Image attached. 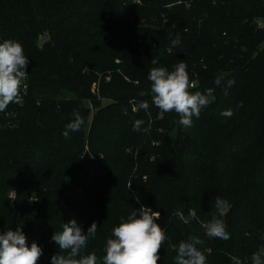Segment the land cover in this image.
<instances>
[{
	"label": "trees",
	"instance_id": "trees-1",
	"mask_svg": "<svg viewBox=\"0 0 264 264\" xmlns=\"http://www.w3.org/2000/svg\"><path fill=\"white\" fill-rule=\"evenodd\" d=\"M259 20L264 24V0H0V42H19L29 59L23 104L0 112V234L21 226L28 246L42 248L38 264H51L59 252L51 237L62 224L74 219L86 233L96 222L84 254L102 257L120 218L146 206L160 212L167 236L158 264H175L173 245L191 236L210 250L207 264H232V255L251 264L264 247ZM180 61L196 80L190 91L215 90L190 128L152 104L148 80L152 67L171 71ZM221 75L235 80L227 95L214 83ZM141 101L148 110L134 112ZM228 108L234 115L221 116ZM74 111L84 124L66 139ZM136 119L144 121L139 131ZM217 196L231 204L223 217L228 240L207 238L201 227L215 214ZM189 208L199 219L185 225L176 213L187 216Z\"/></svg>",
	"mask_w": 264,
	"mask_h": 264
},
{
	"label": "clouds",
	"instance_id": "clouds-1",
	"mask_svg": "<svg viewBox=\"0 0 264 264\" xmlns=\"http://www.w3.org/2000/svg\"><path fill=\"white\" fill-rule=\"evenodd\" d=\"M180 42V37L177 36L171 43L175 47ZM28 64L29 59L19 42L12 39L0 42V112H4L11 103L23 104L21 89L26 88L24 82L28 78ZM151 64L157 65L158 59H151ZM204 67L207 68L206 65ZM187 68L188 65L184 61L174 65L171 71L165 67H152L148 80L151 82L152 104L162 113L175 112L179 116V124L190 128L193 126V118L198 119L202 110L215 101V90L208 88L203 93L190 91L196 88V84L190 79ZM214 83L217 87H223L227 95V89L235 84V80H226L221 75L216 77ZM148 108L149 103L141 101L134 105L133 111ZM127 111L123 109L125 115ZM233 115L232 108L221 112L223 117L230 118ZM73 116L74 120L66 125L62 133L66 139L70 137L71 132L80 131L84 124L79 112L74 111ZM143 125V120L136 119L133 122V131L141 130ZM143 130L147 132L149 128ZM214 207L215 214L208 222H202L201 227L207 238L228 240L230 234L226 230L223 217L231 208V204L217 196ZM176 215L185 225L199 219L196 210L192 208L188 209L187 216L182 211H177ZM159 219L160 212L146 206L132 210L127 218L122 216L118 226L112 228L111 236L106 238L102 257H98L95 252L84 254L89 240L97 236L96 222H93L85 233L73 219L62 224V230L56 231L51 237L59 246V252L51 257V264H158L159 250L167 240L165 230L157 223ZM203 243L199 237L191 236L187 241L179 242L178 246L173 245L176 251L175 264H207L205 251L210 250L201 251L197 247ZM42 255V248L36 242L28 246L21 226H17L15 231L9 229L0 234V264H38ZM230 259L232 264H247L248 258L241 259L232 255ZM251 264H264V248L251 255Z\"/></svg>",
	"mask_w": 264,
	"mask_h": 264
},
{
	"label": "built area",
	"instance_id": "built-area-1",
	"mask_svg": "<svg viewBox=\"0 0 264 264\" xmlns=\"http://www.w3.org/2000/svg\"><path fill=\"white\" fill-rule=\"evenodd\" d=\"M134 1H140V0H134ZM258 25H259L260 27H262L264 24H263L262 21L259 20V21H258ZM26 71H27V73H28V70H26ZM195 81H196V80H192V82H194V83H195ZM99 83H100V78H99L98 80H96V81L93 82V84H92V90H93V92H95V93H98V92H99ZM24 84L26 85V88H25V87H22V89H21V94H22L23 97L27 94L28 89H29V73H28V78H27V80L24 82ZM143 178H144V179H147V176L144 175ZM9 196L11 197V199H12V203H13V200H14V197H15V191L12 190V191L9 193ZM34 199H35V198H34Z\"/></svg>",
	"mask_w": 264,
	"mask_h": 264
},
{
	"label": "water",
	"instance_id": "water-1",
	"mask_svg": "<svg viewBox=\"0 0 264 264\" xmlns=\"http://www.w3.org/2000/svg\"><path fill=\"white\" fill-rule=\"evenodd\" d=\"M50 44H51V40H47V41L44 42L43 47L47 48ZM80 189H81V183L79 181H77L75 183V190L77 191V190H80ZM72 198H73V194H68L65 197V202H69Z\"/></svg>",
	"mask_w": 264,
	"mask_h": 264
},
{
	"label": "rangeland",
	"instance_id": "rangeland-1",
	"mask_svg": "<svg viewBox=\"0 0 264 264\" xmlns=\"http://www.w3.org/2000/svg\"><path fill=\"white\" fill-rule=\"evenodd\" d=\"M47 40H50V38H49L48 35H44V36H42V37L40 38V42H42V43H44V42L47 41ZM98 93H99V92H98ZM89 107H90V109L93 110V107H92V106L89 105ZM87 171H88V173H89V179H91V175H92V167H91L90 165L87 166Z\"/></svg>",
	"mask_w": 264,
	"mask_h": 264
}]
</instances>
